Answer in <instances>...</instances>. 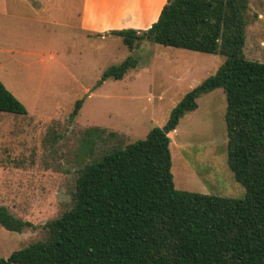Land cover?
Returning a JSON list of instances; mask_svg holds the SVG:
<instances>
[{
    "label": "rangeland",
    "instance_id": "1",
    "mask_svg": "<svg viewBox=\"0 0 264 264\" xmlns=\"http://www.w3.org/2000/svg\"><path fill=\"white\" fill-rule=\"evenodd\" d=\"M82 8L83 0H0V80L27 109L0 111V205L38 226L16 232L0 225V257L44 237L43 225L69 204L85 161L164 125L181 98L225 61L151 41L130 50L110 33L119 28L83 27ZM247 20L244 53L264 62V0H249ZM133 53L136 68L97 85L107 68ZM198 104L169 134L175 185L244 197L227 163L223 88ZM96 126L118 135L89 146L85 131Z\"/></svg>",
    "mask_w": 264,
    "mask_h": 264
},
{
    "label": "trees",
    "instance_id": "2",
    "mask_svg": "<svg viewBox=\"0 0 264 264\" xmlns=\"http://www.w3.org/2000/svg\"><path fill=\"white\" fill-rule=\"evenodd\" d=\"M248 9L249 0H168L149 28L110 31L130 50L151 41L225 61L181 98L164 125L85 161L69 204L43 225L44 237L0 264H264V62L244 53ZM138 62L130 54L97 85L124 78ZM217 88L226 95L227 163L245 187L241 198L179 189L172 172L169 134ZM0 111L27 115L1 80ZM85 133L89 146L118 135L97 126ZM0 225L38 227L6 205Z\"/></svg>",
    "mask_w": 264,
    "mask_h": 264
},
{
    "label": "crops",
    "instance_id": "3",
    "mask_svg": "<svg viewBox=\"0 0 264 264\" xmlns=\"http://www.w3.org/2000/svg\"><path fill=\"white\" fill-rule=\"evenodd\" d=\"M167 1L83 0L81 25L87 30L100 31L111 27L147 29L158 19Z\"/></svg>",
    "mask_w": 264,
    "mask_h": 264
}]
</instances>
